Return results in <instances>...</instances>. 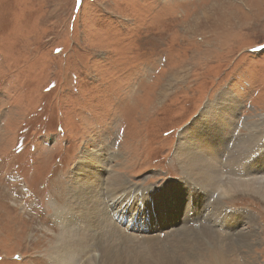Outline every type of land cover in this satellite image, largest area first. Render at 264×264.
<instances>
[{
    "label": "rangeland",
    "instance_id": "obj_1",
    "mask_svg": "<svg viewBox=\"0 0 264 264\" xmlns=\"http://www.w3.org/2000/svg\"><path fill=\"white\" fill-rule=\"evenodd\" d=\"M223 98L240 103L242 134L250 132L246 124L261 121L264 0H0V264H56L63 230L57 217L76 203L75 178L86 176L76 167L86 150L104 160L109 152L105 172L131 184L183 182L178 137ZM256 126L264 135V126ZM187 192L194 197L191 217L208 209L207 219L214 201H200L203 190ZM221 201L229 213L250 216L239 222L233 216L230 232H219H253L251 247L210 242L193 263L177 248L166 250L169 256L180 264H264V199L237 193ZM91 203L95 233L115 244L117 221L107 217V202ZM219 218L220 225H202L219 228ZM174 219L182 222L184 214ZM165 223L171 229L173 218ZM72 224L80 225L75 217ZM86 229L68 233L81 249L77 264L101 254L97 235ZM127 231L134 239L142 235L134 224ZM137 244L145 252V243ZM125 257L156 262L139 252Z\"/></svg>",
    "mask_w": 264,
    "mask_h": 264
},
{
    "label": "bare ground",
    "instance_id": "obj_2",
    "mask_svg": "<svg viewBox=\"0 0 264 264\" xmlns=\"http://www.w3.org/2000/svg\"><path fill=\"white\" fill-rule=\"evenodd\" d=\"M221 101V105L210 103L205 107L200 117L178 137L175 154L185 176L183 182L169 181L164 186H160L161 188L131 184L116 171L113 174L105 172L106 163L112 159L109 152H107L108 158L104 160L102 155L86 150L76 167V172L86 173L85 177L77 175L75 178L73 191L76 203L73 204V209L71 206L66 212L65 209H61L65 213H59L57 217V219L61 218L58 221L63 230L58 236L54 261H52L56 264L78 263L76 255H79L81 249L75 242L73 244L75 234L69 235L68 233L72 228L80 227L93 230L90 235H97L98 239L95 244L100 246L98 250L101 248V254L97 256V253V257L86 264H132L125 256L127 254L137 255L138 252L144 256H154L155 264H180L175 258L169 256L171 253H168V251L175 252V248L179 250L178 253L184 259L187 256L182 254L184 251L187 252L189 262L193 263L201 260L204 251L210 250L206 248L210 242L220 244V246L216 245L218 248L225 245L233 249L236 245L240 249H249L253 241H256L257 235L255 236L253 232H244L243 228L239 230L238 227L234 228L235 231L227 233L228 235L219 232L221 230L224 233L230 232L226 230V225L233 216H236V214L229 213V208L223 206L221 200L233 197L237 193H250L264 199V135L261 131L258 132L259 128L256 126L258 123L264 126V115L261 116V121L258 119L251 124H246L247 127L250 125V132L242 134L239 130L242 125L238 122L236 114L240 103L236 101L233 103L231 99L224 98ZM102 165H104V172L102 169L101 173L98 170L102 168ZM101 189H103V197L100 196ZM187 190L193 191L194 196L197 190H203L204 195L199 197V200L208 197L214 201L207 219L205 216L209 210L204 208L202 215L191 217L189 211H192L194 206V197L189 196ZM105 201L107 202L106 207L110 208L112 214V217H107L110 221L112 219L117 221L112 225L118 228L112 230V233L120 238L115 244L103 240L105 236L99 239L100 235L95 233L96 227L91 225L89 219L93 213L91 202L99 204L102 202V205H105ZM77 208L81 209L79 214L74 211ZM179 213L184 214V219L178 223L174 217ZM172 215L175 216L171 217ZM73 216L80 225L72 224ZM219 216L222 217L224 223L221 227L206 229L202 225L208 221H211L212 225H220ZM243 216L249 218L250 212L236 216L238 222ZM107 217L99 215L101 221L107 222L109 220ZM170 218H173L174 223L171 229H167L168 225L165 221ZM196 223L198 227L200 225L199 228H194ZM129 224H134L142 235L136 236L135 239L132 235L130 237L128 233L131 231H127L131 227ZM235 225H237L236 222ZM164 229L167 232L161 235ZM167 234L174 235L173 241L164 242L168 237L163 235ZM125 236L133 239V243ZM231 236L234 238L230 239ZM159 238L165 240L161 241ZM138 239L145 243V252L139 249ZM90 240L94 242L92 237Z\"/></svg>",
    "mask_w": 264,
    "mask_h": 264
}]
</instances>
